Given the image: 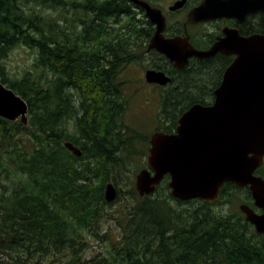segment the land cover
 <instances>
[{"label": "trees", "instance_id": "1", "mask_svg": "<svg viewBox=\"0 0 264 264\" xmlns=\"http://www.w3.org/2000/svg\"><path fill=\"white\" fill-rule=\"evenodd\" d=\"M256 20L249 33H264V13ZM153 32L129 0H0V81L29 107L27 125L0 117V264H264V234L240 210H224L235 191L255 207L248 187L227 182L209 203L173 198L169 174L149 195L117 186V177L137 175L130 160L148 155L150 136L138 151L140 136L122 121L128 105L121 74L149 56ZM19 45L36 57L33 69L12 76L6 59ZM151 58L154 67L169 68L164 55ZM230 63L229 57L194 60L175 90L156 85L158 130L174 132L189 107L211 104ZM66 141L83 154L72 153ZM256 173L264 177V164ZM111 180L115 201H133L115 242L88 256L91 239H109L101 221L112 204L105 199Z\"/></svg>", "mask_w": 264, "mask_h": 264}, {"label": "water", "instance_id": "2", "mask_svg": "<svg viewBox=\"0 0 264 264\" xmlns=\"http://www.w3.org/2000/svg\"><path fill=\"white\" fill-rule=\"evenodd\" d=\"M145 8L147 17L156 25L149 43L164 54L175 67H185L189 59L210 58L218 53L234 55L226 68L221 84L215 89V100L206 105L195 103L179 118L176 132L156 131L151 135L147 168L136 176V188L141 196L152 194L169 174L171 195L180 201L193 199L213 203L221 196L225 183L249 187L257 212L247 203L240 205L246 220L264 234V177L256 170L264 163V33L243 36L230 29L208 50L197 49L190 37H166V17L161 9L145 0H130ZM181 0L172 6H183ZM264 12V0H203L188 14V23L214 18L237 17ZM148 83L162 86L171 81L163 70L148 69ZM26 100L0 81V117L25 125L29 122ZM65 146L81 156L80 147L66 141ZM117 187L109 182L105 199L113 201Z\"/></svg>", "mask_w": 264, "mask_h": 264}, {"label": "rangeland", "instance_id": "3", "mask_svg": "<svg viewBox=\"0 0 264 264\" xmlns=\"http://www.w3.org/2000/svg\"><path fill=\"white\" fill-rule=\"evenodd\" d=\"M156 2V0H154ZM164 8H168L174 0H160ZM166 12V11H165ZM46 17L54 19L58 17L62 20V14L53 13L52 10H45L43 13ZM176 17H180L179 13ZM171 16V21L174 18ZM75 17L70 16V22H74ZM170 19V18H169ZM182 19L184 17L182 16ZM257 20H254V24ZM140 41V39H138ZM36 53L32 49L25 45H19L16 47L6 59L7 68L12 76H20L26 69H33V63L35 61ZM154 62L149 56H145L138 62H133L123 70L121 79L125 82L122 88V95L127 101L128 108L123 114L122 121L130 126L140 137L135 140V146L138 151L146 144H141V138L151 136L152 133L158 131L159 121L158 113L160 112V89L153 84H149L145 79V74L148 69L154 67ZM171 87V86H170ZM198 89V88H197ZM174 90V89H173ZM165 121V120H164ZM150 144H147L148 149ZM132 159V158H131ZM140 160H130L128 167L131 170L147 166L146 156L139 158ZM140 166L139 168L137 167ZM138 173V172H137ZM110 182L115 183V180ZM117 186H120L123 191L136 187V176L129 171L120 177H117ZM245 193L243 191H235L232 193L231 203L224 205V210H239L241 204L244 203ZM133 199L122 198L120 201L112 202L111 206L108 205V216L102 218L101 233L108 231L109 239L105 238L103 241L90 240V247L88 249V256H92L98 253H105V246L114 243L116 240V232H119V224L122 222V213L125 210V206L129 201ZM110 203V202H109ZM221 205V204H219Z\"/></svg>", "mask_w": 264, "mask_h": 264}, {"label": "flooded vegetation", "instance_id": "4", "mask_svg": "<svg viewBox=\"0 0 264 264\" xmlns=\"http://www.w3.org/2000/svg\"><path fill=\"white\" fill-rule=\"evenodd\" d=\"M145 1L150 3L151 6L161 9L162 13L166 17V30L164 32V35L166 37L170 38V37L188 35L190 37V42L197 49H200V50L210 49L219 38L225 37L227 34V31H229L230 29H238L240 34L243 36H249L253 34L249 32L254 29V20H256L257 15H259L260 13H264V12L248 13L246 17L242 20H239L237 17H230V18L223 17V18H214L208 21H202V22H197V23H188L189 12L192 9H194L196 6H198L203 0H185L184 5L177 9H172L171 7L176 5V3L181 0H174L173 3L169 5L168 8H164L160 0H156V2L154 0H145ZM135 7H136V10L139 11L140 17L142 16V18L144 17L146 20L149 19L147 17L146 10L144 7L140 5H136V4H135ZM178 13L180 17H176ZM171 16L176 17V18H174V20L171 21ZM182 16L184 17V19H182ZM151 23H152V27L154 28V32H155L156 25L152 21ZM147 53L149 54L150 58L153 56V53L162 54L155 48H151V49L148 48ZM213 57H217V58L229 57L231 59V63L235 58L234 55H226L223 53H218L210 58H213ZM210 58H206V59H210ZM194 60H200V59L196 57L190 58L189 65ZM189 65L187 67H189ZM186 68H177L175 67L174 63L170 61L169 68H167L164 71L171 77L172 80L166 86H173L172 89L175 90L179 86V84L180 85L183 84L184 81H182V79L179 80V78L181 77V73H182L181 71H184V69ZM174 75H175V78L177 79V81L175 80V82L177 83L174 82ZM222 79H223V75H222L220 84L222 82ZM153 85L155 86L156 84H153ZM252 202L254 203L253 197H252ZM254 208L258 212L263 211L261 208H258L256 206Z\"/></svg>", "mask_w": 264, "mask_h": 264}, {"label": "bare ground", "instance_id": "5", "mask_svg": "<svg viewBox=\"0 0 264 264\" xmlns=\"http://www.w3.org/2000/svg\"><path fill=\"white\" fill-rule=\"evenodd\" d=\"M189 61H190V59H189ZM188 65H189V62H188V64H187L185 67H183V68H186ZM171 80H172V79H171ZM169 83H170V82H169ZM169 83H168V84H169ZM168 84H167V85H168ZM155 132H156V131H155ZM116 199H117V197H116L113 201H110V203L114 202Z\"/></svg>", "mask_w": 264, "mask_h": 264}]
</instances>
